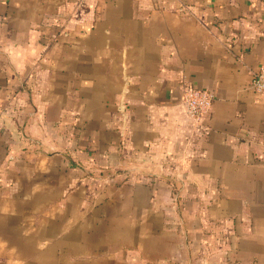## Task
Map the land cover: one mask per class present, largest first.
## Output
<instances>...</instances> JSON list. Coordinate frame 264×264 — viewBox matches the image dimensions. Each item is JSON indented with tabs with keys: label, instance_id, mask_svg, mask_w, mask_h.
Instances as JSON below:
<instances>
[{
	"label": "crops",
	"instance_id": "1",
	"mask_svg": "<svg viewBox=\"0 0 264 264\" xmlns=\"http://www.w3.org/2000/svg\"><path fill=\"white\" fill-rule=\"evenodd\" d=\"M261 68L264 0H0V264H264Z\"/></svg>",
	"mask_w": 264,
	"mask_h": 264
},
{
	"label": "built area",
	"instance_id": "2",
	"mask_svg": "<svg viewBox=\"0 0 264 264\" xmlns=\"http://www.w3.org/2000/svg\"><path fill=\"white\" fill-rule=\"evenodd\" d=\"M250 87L257 95L264 97V68L253 77ZM213 99L214 95L206 89L187 86L184 90L183 101L196 137L208 132L205 120L212 110Z\"/></svg>",
	"mask_w": 264,
	"mask_h": 264
},
{
	"label": "rangeland",
	"instance_id": "3",
	"mask_svg": "<svg viewBox=\"0 0 264 264\" xmlns=\"http://www.w3.org/2000/svg\"><path fill=\"white\" fill-rule=\"evenodd\" d=\"M92 172H93V176H95L96 178H100L102 175V173H99L98 171H95V170L94 171L92 170ZM97 190L98 189H95V188L92 189L93 192H96Z\"/></svg>",
	"mask_w": 264,
	"mask_h": 264
}]
</instances>
